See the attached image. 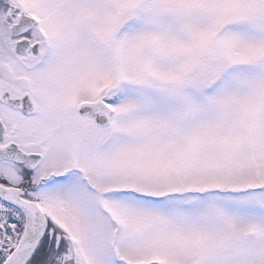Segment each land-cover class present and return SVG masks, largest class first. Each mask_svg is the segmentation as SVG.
<instances>
[{
	"label": "snow or ice",
	"instance_id": "1",
	"mask_svg": "<svg viewBox=\"0 0 264 264\" xmlns=\"http://www.w3.org/2000/svg\"><path fill=\"white\" fill-rule=\"evenodd\" d=\"M0 264H264V0H0Z\"/></svg>",
	"mask_w": 264,
	"mask_h": 264
}]
</instances>
